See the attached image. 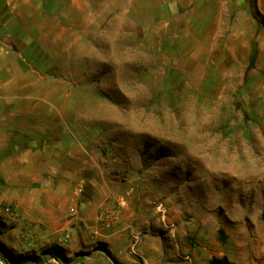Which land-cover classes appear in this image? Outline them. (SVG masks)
<instances>
[{
  "label": "rangeland",
  "instance_id": "374dc122",
  "mask_svg": "<svg viewBox=\"0 0 264 264\" xmlns=\"http://www.w3.org/2000/svg\"><path fill=\"white\" fill-rule=\"evenodd\" d=\"M93 1L85 37L46 42L56 77L97 100L84 104L98 133L95 175L113 193L94 223L112 230L126 207L141 209V233L123 247L133 264L153 254L161 264H264V0ZM108 210L109 229L99 222ZM19 217L0 215V246L17 262L121 264L96 232L71 254L66 231L53 246L68 262L56 260Z\"/></svg>",
  "mask_w": 264,
  "mask_h": 264
},
{
  "label": "crops",
  "instance_id": "0c3cea01",
  "mask_svg": "<svg viewBox=\"0 0 264 264\" xmlns=\"http://www.w3.org/2000/svg\"><path fill=\"white\" fill-rule=\"evenodd\" d=\"M93 2L0 0V215L1 207L10 206L33 224L39 230L37 245L53 248L59 237L72 231L71 254L76 247H89L88 236L100 233L115 259L133 264L123 247L127 238L141 233V209L126 207L112 230L94 223L97 210L113 193V185L100 184L95 175L98 133L86 121L92 105L84 104L96 102V97L83 95L78 81L56 77L48 58L52 52L46 40L85 37L81 17H91L87 8ZM19 41L22 46H17ZM62 47L65 56V44ZM35 54L47 56L45 62L37 65L27 57ZM6 228L0 224L3 241L9 240ZM151 256L150 264L163 262L161 255ZM75 261L107 264L101 256Z\"/></svg>",
  "mask_w": 264,
  "mask_h": 264
},
{
  "label": "trees",
  "instance_id": "16d2710c",
  "mask_svg": "<svg viewBox=\"0 0 264 264\" xmlns=\"http://www.w3.org/2000/svg\"><path fill=\"white\" fill-rule=\"evenodd\" d=\"M256 60H257V50H255L251 54L248 71H251V70H253L255 68ZM220 232L224 233L223 230H220ZM47 252L49 253V255H51L56 260L62 261L64 263L68 262V259L54 247L48 249ZM0 256H1V259L7 264H22L21 262H17V260H15V257L10 252V250H8L4 246H0Z\"/></svg>",
  "mask_w": 264,
  "mask_h": 264
},
{
  "label": "built area",
  "instance_id": "2783aa9c",
  "mask_svg": "<svg viewBox=\"0 0 264 264\" xmlns=\"http://www.w3.org/2000/svg\"><path fill=\"white\" fill-rule=\"evenodd\" d=\"M2 214L9 218H14L17 216L16 211L10 207L5 206V208L2 209ZM116 220V212L114 210H108L102 213V215L99 217V222L101 223V226L103 228H112ZM61 243H67V240H61Z\"/></svg>",
  "mask_w": 264,
  "mask_h": 264
},
{
  "label": "bare ground",
  "instance_id": "6f19581e",
  "mask_svg": "<svg viewBox=\"0 0 264 264\" xmlns=\"http://www.w3.org/2000/svg\"><path fill=\"white\" fill-rule=\"evenodd\" d=\"M219 173V172H218ZM219 175V174H218Z\"/></svg>",
  "mask_w": 264,
  "mask_h": 264
}]
</instances>
